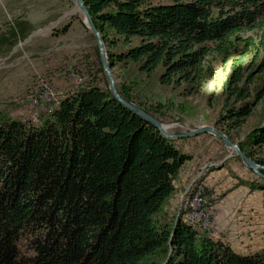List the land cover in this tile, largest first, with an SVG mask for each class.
Masks as SVG:
<instances>
[{"label": "trees", "instance_id": "16d2710c", "mask_svg": "<svg viewBox=\"0 0 264 264\" xmlns=\"http://www.w3.org/2000/svg\"><path fill=\"white\" fill-rule=\"evenodd\" d=\"M83 1L111 67L131 62L147 75L161 68L162 85L198 92L212 61L234 55L224 84L229 101L242 95L249 53L257 52L256 62L264 48V0ZM28 25L17 22L7 43L27 38ZM255 30L258 43L245 37ZM119 42L126 48L111 52ZM259 64L264 72V54ZM263 96L228 110L227 129L240 128ZM247 140L263 148L264 125ZM189 159L109 88L75 89L39 125L0 114V264H264V250L239 254L199 234L182 212L171 226L157 223Z\"/></svg>", "mask_w": 264, "mask_h": 264}, {"label": "rangeland", "instance_id": "374dc122", "mask_svg": "<svg viewBox=\"0 0 264 264\" xmlns=\"http://www.w3.org/2000/svg\"><path fill=\"white\" fill-rule=\"evenodd\" d=\"M172 2L153 0L157 4ZM33 5H41V12L30 16ZM73 10V0H0V39L2 36L7 39L6 42L0 40L1 115L39 125L42 119L56 111L63 98L75 91L70 76L72 71L88 77L83 88L92 85L109 88L102 71L96 40L83 24L82 16L72 14ZM29 16L31 21L37 23L36 26L25 19ZM21 21L30 25L29 36L36 31L52 28L53 23L54 28L34 36L27 44L23 43L29 36L18 38L15 45L11 46L7 43L13 40L10 29L14 30V27H18L17 22ZM66 25L70 27L66 33H62ZM260 33L255 30L245 34V37H255L258 43ZM125 48L119 42L109 50L117 53ZM256 54L254 50L250 52L242 67V95L229 101L224 84L230 77V63L234 55L227 61L221 56L212 61L214 73L198 92L193 91L187 83L180 87L162 85L159 81L161 68L147 75L140 72L134 63L116 62L112 72L117 88L127 94L133 103L149 111L166 126H171L169 132L182 134L194 127H214L228 135L241 150L240 144H245V151H242L252 155L249 157L254 161L263 162L257 163L263 167L260 172L264 175V147H251L245 143L253 130L264 125V96L240 128L228 130L221 120L228 110L253 102L256 96L264 92V72L259 71L264 48L260 46L261 55L255 62ZM42 81L63 98L57 100L53 108H49V113L40 117L30 115V112L34 99L42 96ZM178 124H184L186 128ZM173 142L182 153L190 157L184 169L194 170L187 188L190 184L196 185L191 186V193L193 189L198 193V186H206V198L213 207L207 226H199L197 223L190 225L199 234L222 241L239 254L251 255L263 251L264 243H259L255 230L249 228L252 225H249L248 218L264 209V190L258 188L264 187V179L249 170L235 150L227 148L220 139L210 134ZM172 199L175 200L174 197ZM186 199L184 192L177 206L170 201L166 202L162 212L155 216L157 223L171 226L181 212L184 218L186 211L181 210V207L185 208ZM198 213L203 215L199 210ZM166 257L162 256V263Z\"/></svg>", "mask_w": 264, "mask_h": 264}, {"label": "water", "instance_id": "95a60500", "mask_svg": "<svg viewBox=\"0 0 264 264\" xmlns=\"http://www.w3.org/2000/svg\"><path fill=\"white\" fill-rule=\"evenodd\" d=\"M75 5V10H73L71 13H78L82 16L83 23L85 27L88 29V31L94 36L96 40V44L99 51V57L101 62L102 71L108 81L109 85V91L113 98L118 101L124 108L129 110L134 115L139 116L141 119L145 120L147 123L155 127L160 134L168 140H180V139H187V138H194L199 135L203 134H210L218 139H220L224 145L227 148L233 149L236 151L237 156L241 159L243 164L251 170L254 174H256L258 177L264 179V175L260 172L261 167L256 161L251 159L245 152H243L238 144H235L231 138L218 131L214 127L210 126H200V127H194L189 129L188 132L182 133V134H176L169 132V128L166 126L165 123L157 119L156 117L152 116L151 114L144 111L140 106L133 102H129L126 99H124L120 93L118 92V88L116 85V81L112 72V67L108 61V53L106 51V46L104 44V41L102 39V36L98 29L96 28L94 21L92 19V16L90 15L88 9L86 8L83 0H73ZM63 16L62 18H64ZM59 22V21H58ZM54 25H52V28L46 29L44 31H48L50 29H53ZM43 30H39L34 32L32 35H30L23 44H27L29 41L32 40L34 36L40 35L44 32ZM182 126V128H186L184 124H178Z\"/></svg>", "mask_w": 264, "mask_h": 264}, {"label": "built area", "instance_id": "2783aa9c", "mask_svg": "<svg viewBox=\"0 0 264 264\" xmlns=\"http://www.w3.org/2000/svg\"><path fill=\"white\" fill-rule=\"evenodd\" d=\"M71 80L73 82V87L75 89H79L83 87V85L87 82L88 77L79 73L78 71H72ZM42 96H38L35 98L33 103L31 104V112L30 115L42 116L44 113H49V108H53L57 100H60L61 96H59L53 88L46 82L42 81L41 84ZM191 186H196L190 184L188 188L185 190V198H191V208H183L181 210H189L192 208H199V212H203V219L200 220V223L197 225L207 226V219L212 214L211 210L213 207L211 206V202L206 198V186H198V194H191ZM193 220V219H192Z\"/></svg>", "mask_w": 264, "mask_h": 264}, {"label": "crops", "instance_id": "0c3cea01", "mask_svg": "<svg viewBox=\"0 0 264 264\" xmlns=\"http://www.w3.org/2000/svg\"><path fill=\"white\" fill-rule=\"evenodd\" d=\"M31 11H32V14H30V16H32L33 14L40 13L41 12V5H35L34 9H32ZM30 16L28 18H25V19L30 21L29 23L32 24L33 26H36L37 23H34L33 21H31ZM45 19H47V18H45ZM39 23H41V22H39ZM193 172H194L193 168L192 169L191 168L190 169L189 168L184 169V165H183V167L181 168L180 172L178 173L176 179L174 180L175 191L173 194H175V195L172 194L167 199L166 202L170 201V202H172V204H174L176 206L178 204H180L181 197L187 188L186 185L189 183V178L193 177V175H194ZM171 197L172 198L174 197L175 200L172 199ZM248 221H249V225L250 224L252 225V227H249V228L255 230L254 234H257L256 238H258L259 243L263 244L264 243V209L258 210L257 214H255V216L252 215L248 218Z\"/></svg>", "mask_w": 264, "mask_h": 264}, {"label": "bare ground", "instance_id": "6f19581e", "mask_svg": "<svg viewBox=\"0 0 264 264\" xmlns=\"http://www.w3.org/2000/svg\"><path fill=\"white\" fill-rule=\"evenodd\" d=\"M167 127L170 128L171 126H167ZM191 194H198V193L196 192L195 189H193ZM184 206H185V208H191V198H187L184 201ZM198 210H199V208H192L189 210H184V211H186V214H185L184 218L183 217L182 218L185 220V222L194 225V223H198V222H200L201 219H203V215L199 214Z\"/></svg>", "mask_w": 264, "mask_h": 264}]
</instances>
